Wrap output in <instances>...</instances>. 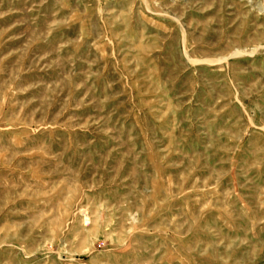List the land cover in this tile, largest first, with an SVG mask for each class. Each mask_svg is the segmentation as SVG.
Masks as SVG:
<instances>
[{"label":"rangeland","instance_id":"rangeland-1","mask_svg":"<svg viewBox=\"0 0 264 264\" xmlns=\"http://www.w3.org/2000/svg\"><path fill=\"white\" fill-rule=\"evenodd\" d=\"M0 264H264V0H0Z\"/></svg>","mask_w":264,"mask_h":264}]
</instances>
